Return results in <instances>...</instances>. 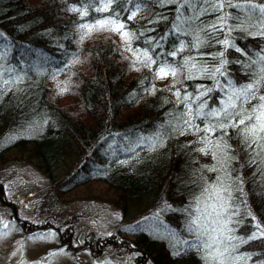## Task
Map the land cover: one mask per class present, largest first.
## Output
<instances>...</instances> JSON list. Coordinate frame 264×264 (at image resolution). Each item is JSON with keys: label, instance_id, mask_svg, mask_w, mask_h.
Segmentation results:
<instances>
[{"label": "trees", "instance_id": "trees-1", "mask_svg": "<svg viewBox=\"0 0 264 264\" xmlns=\"http://www.w3.org/2000/svg\"><path fill=\"white\" fill-rule=\"evenodd\" d=\"M180 2L114 0L110 11L98 12L95 9L101 4L96 0H0V165L25 160L53 176L59 169H68L66 187L57 186L62 195L98 185V189H85L101 192L128 221H136L130 227L124 224L111 237H87L85 247L120 245L127 240L123 235L130 233L134 238L127 242L138 264H206V251L197 247L200 229L192 221L200 217L201 224L207 222V205L215 202L204 191L210 185L222 184L231 193V201L228 193L223 194L233 205L229 212L239 213L228 224L231 235L246 237L257 223L264 226V164L255 152L228 129L224 139L232 146L229 155L236 158L213 159L197 150L204 147L198 139L203 132L181 134L177 128V117L186 111L180 100L187 93L194 97L201 85L213 86V80L196 72L192 79H186L184 72L156 79V65L151 69L139 63L133 66L135 57L125 51L118 33L80 27L97 19H117L125 24V31L135 33L130 45L140 53L147 49L153 59L166 57L174 66L195 57L214 67L212 54L223 46L212 41L211 47L196 49L189 42H194L201 20H215L219 13L192 21L193 12L185 6L180 9L181 23L177 20ZM136 4L141 10L128 20ZM85 9L87 15L82 14ZM225 11L243 16L237 9ZM177 23L181 32L175 29ZM200 35L209 42L204 33ZM215 35L223 39L227 27ZM230 38L246 53L232 48L226 53L228 79L239 86L249 82L245 73L251 69L231 61L248 63L249 57L255 60L257 53L264 54V37L235 30ZM181 41L188 47L175 57L167 56L179 49ZM218 79L226 85L225 77ZM177 90L180 98L174 95ZM209 96L211 107L223 93L217 90ZM195 123L204 127L200 119ZM219 136L217 132L213 139ZM236 177L239 180L233 183ZM3 186L0 177V209L7 206L15 211L16 204L3 193ZM50 191L51 204L60 202L57 193ZM15 218L23 225L26 222ZM233 256H251L238 264H256L264 259V242L240 244Z\"/></svg>", "mask_w": 264, "mask_h": 264}, {"label": "snow or ice", "instance_id": "snow-or-ice-1", "mask_svg": "<svg viewBox=\"0 0 264 264\" xmlns=\"http://www.w3.org/2000/svg\"><path fill=\"white\" fill-rule=\"evenodd\" d=\"M96 2L100 3L101 6L95 10L105 12L111 10L114 0H96ZM126 2L132 3L133 0H126ZM155 2L163 5L176 2V0H155ZM185 6L193 12V16L189 18L192 21L200 19L204 15L219 13L215 20H201L200 25L194 30V42H189L191 47L196 49L211 47L212 41L222 45L223 50L212 54L214 67L205 66L208 63L206 60L197 61L195 57L185 58L181 65L174 66L166 57L163 60L153 59L147 49L140 53L139 49L134 50L130 45V40L135 36V33L125 31V24L118 22L117 19H97L91 25L83 24L80 27L88 32L109 30L118 33L125 42V51L131 52L133 57H135L132 62L133 66L135 67L139 63L151 69L153 65H156L154 72L156 79L163 80L169 75L176 77L181 72L186 73V79H192L194 78V72H196L213 80V86L201 85L194 97L191 93H187L180 100L185 105L186 111L181 112L179 117H177L178 130L181 134L185 132L197 134L203 132L205 135L198 137V139L203 143L204 147L197 150L211 154L213 159L219 157L227 161L236 158L229 155V150L232 146L224 139L225 136H228V129H232L241 138L240 142L245 145V148L254 151L256 156L259 157L260 163L264 164V54L257 53L255 60L249 57L248 63H243L239 60L231 61L232 63H242L243 67L251 69V71L245 73L249 82L239 84V86L233 80L228 79L226 68L230 63L226 57L229 48L241 53V55H246L244 50L235 44L234 39L230 38L232 31L239 30L248 32L249 35L264 37V0H243V2L238 3H234L233 0H182L177 9L180 13L177 16V20L181 21V23L184 20L183 12L180 9ZM225 8L237 9L243 16L230 14L225 11ZM135 9V11L130 12L127 17L128 20H132L137 12L141 10L139 4L135 5ZM71 10L73 12L81 11L78 8H72ZM125 11H129V9H125ZM82 14L87 15V9ZM229 19L238 21V23L228 25L227 21ZM189 27H191V24ZM225 27H227L228 35H225L223 39L216 37L215 34L217 32L223 33ZM249 28L255 29V32H249ZM175 29L177 32H181V24L177 23ZM201 32L204 33L207 41H209L208 43L201 37ZM185 47H188V45L181 41L179 49H173L167 53V56L175 57L177 51H183ZM261 52L264 53V49H261ZM200 55L203 56L204 54L201 53ZM253 65H256L254 69L252 68ZM218 76L225 77L227 80L226 85L221 84ZM171 87H174V85ZM171 87L169 90H171ZM217 90L223 93V96H217L210 107L209 100L211 97L209 93ZM174 95L180 98V91L177 90ZM193 105H195V108ZM196 119H200L204 127L196 124ZM217 132L220 133V136L213 139ZM210 170L215 171V168ZM237 180H239V177H236L233 183ZM237 190L242 191V188ZM204 191L209 194V199H214L215 202L207 205L210 210L205 214L206 223L201 224L199 222L200 217H197L192 223L200 229L197 236L200 243L197 247H202L206 251V264H238L241 260H250L251 256H233V253L236 252L240 244L253 240L264 242V226L257 223L255 225L256 230L249 233L246 237L231 235L233 230L228 227V224L233 222L232 216L239 213L238 211L229 212L233 205L226 202L223 195L228 193L227 200H232L228 187L222 184L210 185ZM248 215H251V213H248ZM252 218L255 219L254 216ZM4 227L7 228L8 225L5 224ZM29 238L31 239L32 237ZM256 264H264V259L256 262Z\"/></svg>", "mask_w": 264, "mask_h": 264}, {"label": "rangeland", "instance_id": "rangeland-1", "mask_svg": "<svg viewBox=\"0 0 264 264\" xmlns=\"http://www.w3.org/2000/svg\"><path fill=\"white\" fill-rule=\"evenodd\" d=\"M67 172L68 169H59L53 176L25 160L0 165L5 195L16 204L15 211L7 206L0 209V264H138L134 248L127 242L134 238L130 233L121 234L127 240L120 245L105 243L93 250L81 249L86 248L87 237H111L119 234L124 224L130 227L136 220L128 221L121 209L105 200L101 192L85 189H98V185L89 184L78 188V192L67 190L64 195L57 193L58 187H66L70 176ZM50 189L57 193L60 202L51 204ZM15 217L25 220V224ZM43 226L52 229L40 231L38 228L44 229ZM59 234L73 241V252L60 247Z\"/></svg>", "mask_w": 264, "mask_h": 264}, {"label": "flooded vegetation", "instance_id": "flooded-vegetation-1", "mask_svg": "<svg viewBox=\"0 0 264 264\" xmlns=\"http://www.w3.org/2000/svg\"><path fill=\"white\" fill-rule=\"evenodd\" d=\"M3 188V193H4V187H2ZM24 222V221H23ZM28 227L27 228H30V226L29 225H27ZM39 226V225H38ZM33 227H36V226H33ZM44 227V229L43 228H38L40 231H43V230H45V229H52L51 227H48V228H45V226H43ZM37 229V230H38ZM26 232H29V231H27L26 230ZM59 242H61L62 244L60 245V247L61 248H65L66 250H69V251H72L73 252V250L75 249V248H73L72 246H70V245H72V242L73 241H71L70 239H68V238H66V239H64V236L63 235H61L60 237H59ZM91 245V244H90ZM87 246V245H86ZM88 247V246H87ZM84 248V247H82L81 249H88V248Z\"/></svg>", "mask_w": 264, "mask_h": 264}]
</instances>
